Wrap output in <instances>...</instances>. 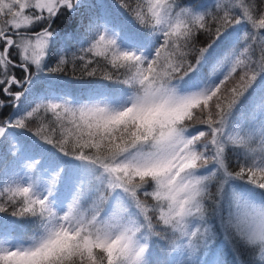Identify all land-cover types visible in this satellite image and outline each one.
Here are the masks:
<instances>
[{
	"label": "snow or ice",
	"instance_id": "obj_1",
	"mask_svg": "<svg viewBox=\"0 0 264 264\" xmlns=\"http://www.w3.org/2000/svg\"><path fill=\"white\" fill-rule=\"evenodd\" d=\"M0 264H264V0H0Z\"/></svg>",
	"mask_w": 264,
	"mask_h": 264
},
{
	"label": "trees",
	"instance_id": "obj_2",
	"mask_svg": "<svg viewBox=\"0 0 264 264\" xmlns=\"http://www.w3.org/2000/svg\"><path fill=\"white\" fill-rule=\"evenodd\" d=\"M202 2L204 3H208L209 0H202ZM69 47L72 48L73 50H75V43H71L69 44ZM100 59V58H98ZM53 64L55 63V61L52 62ZM102 60H101V64H102ZM59 75V78H62L60 75L64 76L65 77V84H69V85H73V76H72V71H71V67L69 66L68 67V70H67V74H58ZM87 77H81L80 76V72H79V68L77 69V72H76V80H84L86 79ZM89 79V78H88ZM75 91V90H73ZM76 92V91H75ZM49 119L51 118L50 116L48 117ZM239 130V128L237 129ZM217 251L223 253L224 256H227V258L229 260H231V255L230 253L228 252L227 248L224 247V245L222 243H218V247L216 249ZM155 251L159 254L161 252V248L159 246L156 247Z\"/></svg>",
	"mask_w": 264,
	"mask_h": 264
}]
</instances>
